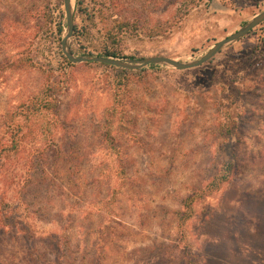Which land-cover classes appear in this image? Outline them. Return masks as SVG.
I'll use <instances>...</instances> for the list:
<instances>
[{
  "label": "rangeland",
  "instance_id": "obj_1",
  "mask_svg": "<svg viewBox=\"0 0 264 264\" xmlns=\"http://www.w3.org/2000/svg\"><path fill=\"white\" fill-rule=\"evenodd\" d=\"M72 5L74 54L179 61L264 10V0H83L85 18ZM65 27L63 0H0V118L58 99L56 116L24 122L0 181V264H264V21L199 67L126 74L69 62ZM56 149L74 173L58 163L39 187V168L22 163ZM219 174L228 179L187 210Z\"/></svg>",
  "mask_w": 264,
  "mask_h": 264
},
{
  "label": "trees",
  "instance_id": "obj_2",
  "mask_svg": "<svg viewBox=\"0 0 264 264\" xmlns=\"http://www.w3.org/2000/svg\"><path fill=\"white\" fill-rule=\"evenodd\" d=\"M77 11L80 12L83 17L87 18L89 13L86 12V9L83 7V0H76ZM62 31V26H58V32ZM78 31V27L76 23H74L73 35H76ZM82 32V31H81ZM98 55L100 56H110L113 58H126V56L121 55L118 51L104 49ZM68 62L67 60H65ZM102 65L112 68L122 74H126L129 72H141L146 68H155L158 65H147L146 67L129 70L123 69L120 67H116L109 64L101 63ZM60 89H58L59 91ZM58 99L56 95L52 94L47 96L45 94L44 98L39 101L30 100L27 103H22L18 106L17 111L6 112L1 115L0 118V126L3 127L4 132L0 136V181L3 183L6 181V170L9 167V160L14 154H17L22 146V131L24 128V122L30 119L32 116L41 114V113H49L50 115H57V104ZM58 163H61L67 172L71 175L74 173V168L72 165V159L68 153H64L62 150H52V154L48 155L43 153L42 151L30 152L24 159L22 165H26L28 167L27 173L33 169L39 168V187L41 184L48 180L52 182L56 177V169L58 168ZM48 166L49 170L46 168ZM233 166L232 159L228 160L226 163L227 170L229 172ZM228 174H219L216 175L205 187V189L195 192L192 196L187 197L184 206L187 210H190L193 201L196 198H200L206 193H210L219 188V186L228 179ZM190 217V212L184 215V219H188Z\"/></svg>",
  "mask_w": 264,
  "mask_h": 264
},
{
  "label": "water",
  "instance_id": "obj_3",
  "mask_svg": "<svg viewBox=\"0 0 264 264\" xmlns=\"http://www.w3.org/2000/svg\"><path fill=\"white\" fill-rule=\"evenodd\" d=\"M63 7L65 13V31L61 37V51L66 59L73 63H84V62H98L113 65L123 69L135 70L146 67L147 65H165L179 70H186L196 68L209 61L217 53H219L224 47L229 44L241 39L247 35L255 26L264 21V10L256 14L253 18L246 21L239 29L233 33L227 35L221 40L213 44L198 58L190 61H179L168 56L156 55L144 58H113L108 56H100L93 54H82L76 55L73 53L70 45V39L73 35L74 30V11L72 0H63Z\"/></svg>",
  "mask_w": 264,
  "mask_h": 264
}]
</instances>
